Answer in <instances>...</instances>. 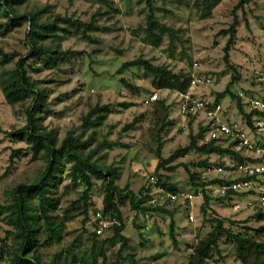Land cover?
<instances>
[{"label":"rangeland","instance_id":"rangeland-1","mask_svg":"<svg viewBox=\"0 0 264 264\" xmlns=\"http://www.w3.org/2000/svg\"><path fill=\"white\" fill-rule=\"evenodd\" d=\"M180 1L111 0L118 13L87 0H32L17 7L20 13L40 12L42 22L55 15L88 22L96 11L100 12L97 19L99 31L90 32L89 39L63 32L53 37L60 43L62 51L80 54H68L57 65L46 66L34 60L27 66L30 78L42 81L40 87L47 89L46 108L39 115L43 118V126L55 130L58 139L62 140L69 129L80 126L82 116L89 109L97 104L109 105L107 119L96 129L95 136L98 142L117 143L114 148L101 151V163L113 164L120 171L116 184L121 188L127 185L138 193L150 177H161L163 183L175 187L174 193L197 194L202 191L203 196L209 199L207 204H204L203 196L196 201L192 209L193 221L188 220L190 208L184 204L165 208L174 214L176 246L169 235L170 218L166 213L140 212L129 203L121 204V234L127 239L122 254L127 258L120 264H186L195 243L212 230V218L223 220L224 226L234 232L246 233L259 243L264 241V217L259 216L264 215V208L248 206L244 195L220 197L211 190L219 182L224 183L237 176L235 163L229 156L190 152L156 169L159 160L155 154L156 126L152 119V105H145L143 101L157 93V101L165 100L171 107L169 120L172 125L162 133L160 152L163 160L176 149L188 145L189 135L196 134L200 124L193 117L181 116L172 93L155 90L151 85L152 77L142 68L117 72L122 63L141 57L174 73L210 77V83L197 87L195 92L203 97L219 96L225 117L231 121L241 118L235 100L224 94L231 76L239 78L230 89L241 98L246 112L249 100L264 94V84L258 83L255 77V71L264 75V0H252L243 11L235 12L239 25L229 52V63L234 70L228 68L223 60L228 36L219 32L233 22L232 9L238 0H222L208 17L202 16L203 10L195 5V0ZM148 3L154 9L155 20L175 32L173 40L163 34L158 45L149 43L144 31L150 13ZM6 19L0 10V49L4 53L25 55L28 52V23L12 28ZM61 25L58 24L59 27ZM46 43L50 42L47 40ZM16 59L8 68L13 67ZM120 79L133 88H126ZM29 103L28 99L23 104H8L0 88V129L10 131L24 126L25 109ZM126 125H132L131 129L123 131ZM91 133L92 130H88L84 138ZM26 147L25 142L14 141L0 133V240L12 229L8 212L3 209L11 202V190L18 184L33 180L45 167L43 154L33 156L31 151L24 150ZM15 149L23 151L11 165L10 155ZM237 152L245 156L244 152ZM177 164L180 166L169 171ZM68 167L57 181L60 204L52 214L55 231L41 222L37 244L41 261L47 264H103L101 243L111 235V230L102 234L93 230L97 226L94 220L96 213L103 212V181L92 176L89 212L85 220L83 203H76L85 186L70 182ZM187 169L194 175L193 181ZM219 244L220 255H213L208 264H240L232 242L223 237ZM120 245V242H115L102 248L109 262L116 259ZM1 247L0 241V252ZM0 264H9V261L4 259Z\"/></svg>","mask_w":264,"mask_h":264},{"label":"trees","instance_id":"trees-1","mask_svg":"<svg viewBox=\"0 0 264 264\" xmlns=\"http://www.w3.org/2000/svg\"><path fill=\"white\" fill-rule=\"evenodd\" d=\"M32 0H0V10L5 13L7 23L12 28H18L21 23H28V32L26 35L28 52L21 55L17 52L4 53L0 49V88L6 102L10 105L23 104L28 99L29 106L25 109L26 124L20 128H14L10 131H2L7 137L14 141L25 142L27 147L24 150L32 152L33 156L40 153L45 157V167L31 181L16 185L11 190V202L3 207L8 212V219L12 229L7 232V236L1 239L2 249L0 252V261L8 260L9 264H47L41 261V255L37 249L38 235L42 227V223L49 230H54L52 214L60 204V198L57 195V181L63 174L68 165L67 176L72 183H81L85 189L76 201L77 204L83 203L84 219H87L89 212V200L92 190V176L102 180L103 200H102V218L111 222L105 230H111V235L102 240L101 256L103 264H120L126 260L127 256H123L122 250L127 246V239L121 234L123 229V219L120 211V205L129 203L130 206L137 211L163 212L169 218V235L174 246L177 241L175 239V222L174 214L163 207L143 206L149 199L147 189L142 187L138 193H135L126 185L121 188L116 181L120 179V171L113 164L104 165L101 163V151L104 149H112L117 146L115 142H107L106 140L98 142L95 136L96 129L102 126L107 119L110 106L95 105L82 116L81 124L77 128L69 129L62 140L58 139L57 132L53 129H47L43 126V118L39 115L46 108L47 95L46 88L40 87L42 81L30 78L27 73V66L34 60H39L48 66L50 64L57 65L58 61L68 54H80L71 51H62L59 42H55L58 32L65 34H74L81 36L83 39H89L90 32L99 31L97 19L100 12L96 11L88 22H82L78 19L55 15L46 22L40 21V12H22L17 7L25 5ZM90 3L100 4L112 10L114 13L119 11L113 7L111 0H87ZM222 0H195L194 3L203 10V17H208L211 11L220 4ZM252 0H238L232 9L233 22L227 29L221 30L220 35L228 36L227 43L224 47L223 60L227 67L234 70V66L229 63V52L234 44V39L239 25L238 17L235 12L241 10L251 3ZM111 2V3H110ZM149 2V1H148ZM179 2H181L179 0ZM149 4V3H148ZM150 13L147 16V26L145 27V37L151 45H158L160 35L167 34L171 40L175 36V32L165 25L158 23L154 18V9L149 4ZM158 10V9H155ZM58 24H62L59 27ZM47 40L50 43H46ZM12 68H8L14 59ZM142 68L152 77L151 85L155 90H169L175 92H186L190 86L191 74L184 72H171L164 67L153 65L150 61L141 57L121 64L118 73L128 68ZM238 77L231 76V81L224 90L231 99L235 100L237 109L241 117L247 122L248 126H252L251 117L253 112H246L243 109L242 100L235 95L230 87L238 81ZM120 82L128 89H132L124 79ZM219 96L215 97V101L219 102ZM152 119L155 121L156 132L155 141L157 149L156 157L159 160L157 170L163 164L176 161L178 158L190 152L201 154H216L220 156H229L232 163L245 164L254 162L248 156H242L239 152L234 151L232 146L222 147L213 141L199 144L204 137V129L199 128L196 134L189 135V143L184 147L176 149L173 154L166 160L161 157L162 133L172 125L169 120L170 105L165 100L153 101ZM132 125H126L123 131L131 129ZM88 130H92L90 135L84 138ZM23 151V149L12 150L10 155V164L14 163V159ZM180 166L179 164L171 167L169 171ZM189 178L193 181L194 175L187 169ZM157 179V185L166 191L175 192V187L163 183ZM216 182V181H215ZM223 182H219L221 184ZM204 204L209 202L206 196H203ZM264 217V215L259 214ZM42 222V223H41ZM210 223L213 224L212 230L204 237L200 238L192 247V252L186 264H208L213 255H220V240L225 237L234 244V254L240 264H264V241L257 242L253 237L247 236L241 231L234 232L231 228L224 226L223 220L212 218ZM104 230V231H105ZM55 231V230H54ZM103 231V232H104ZM96 236V235H94ZM120 242L121 247L116 252V259L110 261L104 254L102 249L106 244H114ZM53 264V263H49ZM131 264H135L131 262Z\"/></svg>","mask_w":264,"mask_h":264},{"label":"built area","instance_id":"built-area-1","mask_svg":"<svg viewBox=\"0 0 264 264\" xmlns=\"http://www.w3.org/2000/svg\"><path fill=\"white\" fill-rule=\"evenodd\" d=\"M256 81L264 84V75L255 71ZM210 83V77L191 75L190 86L186 92L169 91L175 98L178 113L183 117L195 118L200 127L204 129V137L200 143L213 141L217 144L232 146L234 151H242L245 156L253 159L254 162L245 164H235L236 177L211 187L213 193L223 197L226 195H244L247 197L248 206H258L264 208V94L249 100L247 112H253L251 117L252 126L241 117L239 121L226 119L225 111L220 102L214 98L197 95L195 89L201 85ZM158 94L154 93L143 101L149 105L157 99ZM157 179L152 176L145 185L148 190V201L146 206L169 208L170 205L184 204L190 208L188 220L193 221L192 212L196 201L203 196V192L194 193H174L166 191L157 185ZM237 207V206H236ZM94 220L97 226L93 229L96 234H102L111 224L103 219L100 213H96Z\"/></svg>","mask_w":264,"mask_h":264}]
</instances>
